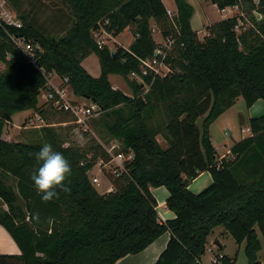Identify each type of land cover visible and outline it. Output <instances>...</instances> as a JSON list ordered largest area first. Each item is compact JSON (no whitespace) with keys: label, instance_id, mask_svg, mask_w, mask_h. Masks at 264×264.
Returning <instances> with one entry per match:
<instances>
[{"label":"trees","instance_id":"1","mask_svg":"<svg viewBox=\"0 0 264 264\" xmlns=\"http://www.w3.org/2000/svg\"><path fill=\"white\" fill-rule=\"evenodd\" d=\"M61 1L67 12L58 36L26 14L19 15L20 28L0 17V227L19 250L18 255L0 253V264H115L165 233L169 241L154 264H201L217 227L237 245L245 243L248 264H261L264 115L249 120L251 136L220 160L209 128L238 99L246 108L264 102V0H202L220 11H237L206 26L203 39L191 28L193 8L186 0H174L172 20L161 0ZM152 25L174 43L165 60L167 75L145 77L149 88L144 90L129 75L139 72V61L157 46ZM127 28L134 36L127 50L100 48L93 36L103 30L116 38ZM19 42L33 47L34 65ZM92 55L100 68L96 79L82 67ZM52 75L67 79L76 98L101 110L88 122L94 136L84 146L66 145L77 127L71 112L54 108V100L38 106L41 92H53ZM109 76L123 78L131 96L113 89ZM30 110L45 127L33 140H6L12 117ZM46 142L72 168L64 182L69 190L57 188L58 197L49 202L41 200L31 180L39 166L34 154ZM112 142L119 144L115 154L131 152L133 160L124 172H106L113 191L100 194L89 173L99 161H110L103 146ZM204 172L212 182L193 194L188 187ZM160 187L168 191L165 207L175 215L165 222L151 193ZM219 261L235 259L222 255Z\"/></svg>","mask_w":264,"mask_h":264},{"label":"rangeland","instance_id":"2","mask_svg":"<svg viewBox=\"0 0 264 264\" xmlns=\"http://www.w3.org/2000/svg\"><path fill=\"white\" fill-rule=\"evenodd\" d=\"M8 1V2H6ZM10 0H1V4L3 5V10L13 16L15 20L18 21L19 15L20 14H26L29 16L31 20L35 22V24L41 29H43L45 32L52 34L53 36H58L57 34H62L64 32V26L63 25H56L53 21L54 17L57 16L55 15L56 11H59L61 13L67 12L65 6L63 5L61 0H17L19 4L9 3ZM165 3L167 4L169 9H173L174 7V0H164ZM193 8V15L196 20L193 22L191 19V25L192 28L196 29L198 33L202 36V25L207 26L208 24H214L216 22H219L221 20H224L226 18H229V11H220L218 10L214 5H212L209 2H205L202 0H186ZM15 2V1H14ZM1 11V8H0ZM54 16V17H53ZM1 17V16H0ZM2 18V17H1ZM193 18V17H192ZM3 19V18H2ZM20 22V21H19ZM63 28V29H62ZM103 39L106 42V45L112 49L114 48L112 46V40H110V37L108 35H103ZM101 39V37H100ZM201 39V38H200ZM153 40L155 43L161 41V36L159 35L158 32L153 31ZM134 41V36L132 31L127 28L125 29L121 34H119L116 37V44L119 47L122 48H129V46L133 43ZM89 58V57H88ZM90 59V58H89ZM88 59H85L84 61H87ZM94 61V63L97 64L96 59L94 56L91 58V63ZM90 62H87V66L89 65ZM50 85L53 86H59L62 82L57 76L52 75L50 77ZM110 82L111 86L117 88V90L123 92L127 96H131V92L126 84V82L123 80V78L119 76H113L110 77ZM44 93L41 92L38 96V106H41L43 104L44 100ZM67 99L70 100H77L70 88L68 87V93H67ZM81 104H87L89 105L90 102L86 101L85 99H79ZM240 105L242 107L241 110H239ZM240 112L241 114L244 115L246 119V110H245V105L244 102L241 100L239 104L236 105V107L233 110V116L231 118V133L238 134L237 132L240 131L239 127H241L240 124V119L238 117V113ZM24 114H17L14 116L12 121L6 125L4 129V138L7 139L8 141H13V142H22V141H28V140H33L38 133L37 129L45 127L44 125L46 124L40 117L37 115V113L33 111H26L23 112ZM100 117V116H99ZM40 119V120H39ZM54 126V125H52ZM226 127H224L216 134V142L218 143V146L222 145L224 141H228V138L224 134ZM245 128L243 127V130ZM223 130V131H221ZM61 133H65L63 128H61ZM243 133L242 135H244ZM93 137L94 134L90 130V132H87V134L82 130L79 129L78 127H75L71 132L68 134V143L66 144L67 146H84L87 141ZM161 146L166 148V143L164 140L161 139V137H158ZM116 145L119 147V144L117 143H110L109 145H104L107 149H109L112 145ZM224 151V149H221ZM226 151V150H225ZM108 169V168H107ZM100 177V186L94 185V188L98 193H102L103 189H106L107 187L111 186V183H109L102 174H100L99 170L97 167H95L91 173H89V178L91 180L92 177ZM107 178V177H106ZM104 192V191H103ZM224 229L222 227H217L214 230V235L216 233ZM224 233H226L224 231ZM213 238H215V241L220 243V245L223 247L221 250H217L215 246L213 245H207L206 251L204 256L202 257L201 264H222L220 261L217 263H214L213 261L216 260V258L219 259L220 254L226 256L227 258L230 259H235V262L233 264H248L247 263V258L244 253L245 249V243L241 244L240 246L237 245L234 240L226 233L225 237H221L220 235H216ZM212 243V238L208 241V244ZM219 245V246H220ZM261 251L259 253V261L261 264H264V242L261 239ZM217 250V251H216ZM0 252L5 253V254H12L8 253L6 251H3V249L0 248ZM216 257V258H215Z\"/></svg>","mask_w":264,"mask_h":264},{"label":"crops","instance_id":"3","mask_svg":"<svg viewBox=\"0 0 264 264\" xmlns=\"http://www.w3.org/2000/svg\"><path fill=\"white\" fill-rule=\"evenodd\" d=\"M161 1H162L163 5H164L166 11L169 10V11H172V12L176 13L175 4H174L173 9H169L167 4L165 3V1L164 0H161ZM223 11L224 12L225 11H229V18L234 16L236 14V12H237L236 9H230V8L225 9ZM55 15H57V16H55V17L53 16L54 17L53 21H55L54 23L56 25H62L63 22L65 21V19L62 16L63 14L61 12H59V11H56ZM192 17L193 18H191V19L193 20V22H195L196 18L194 16H192ZM190 24H191V20H190ZM209 25H212V24H208L207 26H209ZM201 27H202V31H203L202 32L203 33L202 36L198 33V31L196 29L192 28V25H191L192 30L197 33L199 38L203 39L206 36V32H205V27L206 26L202 25ZM152 30L156 31L155 26H153V25H152ZM110 40H112V42H111L112 46L115 48V46L117 45L116 44V38H113V37L110 36ZM114 48H112V49L109 48V49L111 51H113ZM123 49H125V48H123ZM92 56H94V55H92ZM92 56L89 57L90 59L87 58L88 59L87 61H83L82 62V67L86 70V72L91 77L96 79V78H99V76H100V68H99L98 60H97L96 56H94V58L96 59L97 64L94 63V61L91 63ZM87 62H90L88 66L86 65ZM110 77H113V76H109V82H110ZM110 84H111V82H110ZM113 89L117 90V88H115V87H113ZM241 100L242 99H238L234 103V105L229 110H227L224 114H222L209 128V134H210L211 143H212V146L214 147V149L216 151L218 160H220V159H222L224 157H227L229 155V153H230V150H231L232 146L236 142H239V141L251 136V133H250V130H249V126H248V122H249L250 119L259 118V117H262L264 115V102L262 100H258L250 108H246L245 107L246 119H245L243 114H241L240 112H237L238 113V117L240 119V124H241V127H239L240 131L237 132V133H239L240 136H238V134L231 133L230 132L231 131L230 125H231V122H232L231 118L233 116L232 112H233L234 108L236 107V105L241 102ZM77 101L80 102L79 99H77ZM44 102L45 101L43 100V103ZM241 109H242V107L240 105L239 110H241ZM21 114H24V113L22 112ZM13 118H14V116L12 117V119ZM224 127H226V129L224 131V134L228 138V141L222 140L223 144L218 146V143L215 140L216 134H218V132L220 131V128L221 129L223 128V130H224ZM243 127L245 128L244 130H243ZM223 130H221V131H223ZM243 133H245V134L242 135ZM157 140H158L159 144L161 145V143H160L158 138H157ZM221 149H224V151H222ZM211 182H212V179H211L210 174L208 172H204V173L200 174L193 182L190 183L188 189L193 194H199L205 188H207L211 184ZM104 190L105 189H103V191ZM151 193H152V195L155 198L156 203H157V209L156 210H157L160 222H165V221L174 219L175 215L172 212H170L169 210H167L166 207H165V201H166V199L169 196L168 191L164 187H160V188H157V189H152ZM214 230L211 232L210 236L208 237L207 245H212V247L214 245L217 250H221L219 248L222 247V246L220 245V243L215 241V238H213V235L215 233ZM4 232H5V230L2 227H0V235L3 236V238L2 237L0 238V243L1 244H3V243L6 244L5 240L8 237L10 238V236L5 232L8 235V237H7ZM216 235H220L221 237H225L226 233H224V231H222V230H219L216 233ZM216 235H214V236H216ZM169 237H170V235L168 233H165L160 238H158L153 244H151L144 251H142L141 253H139L137 255L126 256V257L118 260L115 264H154L157 261L158 257L160 256V254L164 251V249H165V247H166V245H167V243L169 241ZM210 238H212L213 242L212 243L209 242V244H208V241L210 240ZM10 240L13 242V240L11 238H10ZM13 244H14V247L16 249V253L7 254V255H18L19 254V250H18L16 244L14 242H13ZM207 245H206V247H207ZM0 253L1 254H5V253H2V252H0ZM220 256H222V255L220 254ZM201 261H202V258H201Z\"/></svg>","mask_w":264,"mask_h":264},{"label":"built area","instance_id":"4","mask_svg":"<svg viewBox=\"0 0 264 264\" xmlns=\"http://www.w3.org/2000/svg\"><path fill=\"white\" fill-rule=\"evenodd\" d=\"M0 16L6 24L15 26L16 28L21 27V23L13 18L10 14L5 12L3 10V5L1 4L0 0ZM176 13L167 10V16L169 19H173L175 17ZM103 35H110L106 33L103 30H100L96 32L93 36L94 39L98 45V47H103L106 45L105 40L103 39ZM101 37V39H100ZM173 40L170 38L163 39L161 38L160 42H157V46L153 51V54L151 57L140 60V69L139 72H132L129 75V79L132 81H136L137 83L143 85L144 90H147L149 88V85H146L144 82L145 77H152V79L158 78V77H164L167 75L169 68L165 63L166 57L171 52V48L173 45ZM18 48L24 53L26 56L27 61L30 64L34 65L33 60V54L32 50L33 47L30 44H23V42L18 43ZM51 79V78H50ZM62 83L59 86H51L53 92L47 93L44 95V101L45 102H53V107L57 108L59 110L68 111L71 112L75 118V121L73 124H75L79 129H82L85 133L90 132L88 122L91 119H96L101 115V110L95 103L90 102L89 105L87 104H81L77 100L73 99H67V93H68V81L67 79H64L61 81ZM40 120V119H39ZM104 147V146H103ZM116 145H112L109 149L104 147L107 154L110 156V161L107 164H103L102 161H99L95 167L99 170L100 174L103 175V177L106 179V172H111L112 174H116V172H124L125 166L129 164L133 160V154L131 152L127 153H114V150L118 149ZM108 168V169H107ZM92 185L99 186L100 185V177H92L91 178ZM105 192L109 193L112 192V186L107 187ZM221 256H219V259L216 258L214 260V263H217L220 260ZM218 260V261H217Z\"/></svg>","mask_w":264,"mask_h":264},{"label":"clouds","instance_id":"5","mask_svg":"<svg viewBox=\"0 0 264 264\" xmlns=\"http://www.w3.org/2000/svg\"><path fill=\"white\" fill-rule=\"evenodd\" d=\"M34 155L39 166L31 176V180L41 200L49 202L57 198V188L68 191L64 182L71 175L72 168L63 153L54 150L53 146L46 142Z\"/></svg>","mask_w":264,"mask_h":264},{"label":"bare ground","instance_id":"6","mask_svg":"<svg viewBox=\"0 0 264 264\" xmlns=\"http://www.w3.org/2000/svg\"><path fill=\"white\" fill-rule=\"evenodd\" d=\"M5 233V232H4ZM6 234V233H5ZM6 236L8 237V235L6 234ZM3 238V236L0 235V238ZM6 244L3 243L1 244L0 243V248L3 249V251H6L8 253H16V249L14 247V244L13 242L10 240V238L8 237L6 240H5Z\"/></svg>","mask_w":264,"mask_h":264}]
</instances>
